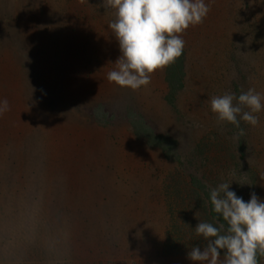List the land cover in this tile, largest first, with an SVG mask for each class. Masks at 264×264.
Instances as JSON below:
<instances>
[{"label": "rangeland", "instance_id": "1", "mask_svg": "<svg viewBox=\"0 0 264 264\" xmlns=\"http://www.w3.org/2000/svg\"><path fill=\"white\" fill-rule=\"evenodd\" d=\"M84 1L0 0V99L10 106L0 117V264H193L191 247L206 243L194 229L210 221L187 173L264 201V109L257 125L236 128L210 108L229 92L264 97V0H205L203 23L182 35L178 112L164 101V69L137 91L107 81L120 55L115 12ZM97 103L117 115L134 105L176 138L182 162L126 122L91 121Z\"/></svg>", "mask_w": 264, "mask_h": 264}, {"label": "clouds", "instance_id": "2", "mask_svg": "<svg viewBox=\"0 0 264 264\" xmlns=\"http://www.w3.org/2000/svg\"><path fill=\"white\" fill-rule=\"evenodd\" d=\"M107 6L115 12L108 27L120 52L107 81L132 91L146 87L154 72L175 63L185 46L182 35L190 26L202 24L210 11L205 0H107ZM262 99L249 88L238 97L230 92L213 96L210 108L218 124L240 128L243 121L255 126L256 114L264 109ZM9 110L8 100L0 99V117ZM244 134L240 129L238 136ZM229 188V183H221L210 189L212 211L227 228L224 223L196 225V235L206 243L203 248L191 247L187 255L193 264H258L257 253L264 255V201L251 194L245 202Z\"/></svg>", "mask_w": 264, "mask_h": 264}, {"label": "trees", "instance_id": "3", "mask_svg": "<svg viewBox=\"0 0 264 264\" xmlns=\"http://www.w3.org/2000/svg\"><path fill=\"white\" fill-rule=\"evenodd\" d=\"M101 3L107 4V0H98ZM88 5L93 4L95 0H85ZM187 53L183 49L182 55L175 61L174 64L164 68V81L167 91L164 95V101L175 112H178V97L185 89L187 83ZM91 121L98 125H112L121 122H126L132 128L136 138L143 141L149 149L158 150L163 159L170 163L182 162V154L180 152V144L171 134L159 132L145 116L134 105H127L121 114L117 115L111 112L104 104H94L89 113ZM189 178L187 184L192 194V200L195 203L194 208L202 211L210 223L218 226L220 223L227 224L222 217L212 211L210 203V189L213 186L209 185L202 177L197 174L187 173ZM264 255L257 253L258 264L262 263Z\"/></svg>", "mask_w": 264, "mask_h": 264}]
</instances>
